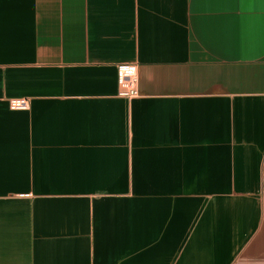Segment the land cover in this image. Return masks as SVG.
Masks as SVG:
<instances>
[{
    "label": "crops",
    "instance_id": "1",
    "mask_svg": "<svg viewBox=\"0 0 264 264\" xmlns=\"http://www.w3.org/2000/svg\"><path fill=\"white\" fill-rule=\"evenodd\" d=\"M0 264H264V0H0Z\"/></svg>",
    "mask_w": 264,
    "mask_h": 264
},
{
    "label": "built area",
    "instance_id": "2",
    "mask_svg": "<svg viewBox=\"0 0 264 264\" xmlns=\"http://www.w3.org/2000/svg\"><path fill=\"white\" fill-rule=\"evenodd\" d=\"M118 82L120 96L129 100L139 97V71L138 66L122 64L118 66ZM26 99H15L11 101V108L21 110L28 108Z\"/></svg>",
    "mask_w": 264,
    "mask_h": 264
}]
</instances>
